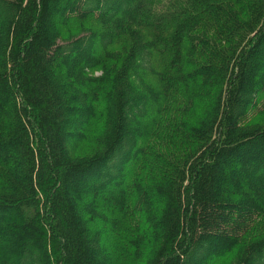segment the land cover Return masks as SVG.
Wrapping results in <instances>:
<instances>
[{"label": "trees", "instance_id": "trees-1", "mask_svg": "<svg viewBox=\"0 0 264 264\" xmlns=\"http://www.w3.org/2000/svg\"><path fill=\"white\" fill-rule=\"evenodd\" d=\"M263 259L264 0H0V264Z\"/></svg>", "mask_w": 264, "mask_h": 264}, {"label": "rangeland", "instance_id": "rangeland-1", "mask_svg": "<svg viewBox=\"0 0 264 264\" xmlns=\"http://www.w3.org/2000/svg\"><path fill=\"white\" fill-rule=\"evenodd\" d=\"M97 73V72H96ZM263 261H264V259H263Z\"/></svg>", "mask_w": 264, "mask_h": 264}]
</instances>
